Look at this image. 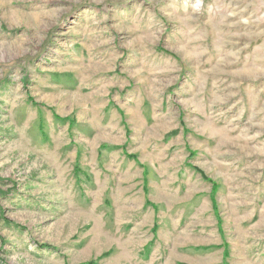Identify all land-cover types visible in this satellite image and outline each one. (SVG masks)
Returning a JSON list of instances; mask_svg holds the SVG:
<instances>
[{"label": "rangeland", "instance_id": "374dc122", "mask_svg": "<svg viewBox=\"0 0 264 264\" xmlns=\"http://www.w3.org/2000/svg\"><path fill=\"white\" fill-rule=\"evenodd\" d=\"M0 264H264V0H0Z\"/></svg>", "mask_w": 264, "mask_h": 264}]
</instances>
